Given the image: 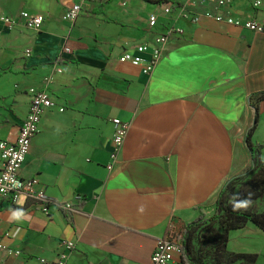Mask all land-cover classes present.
<instances>
[{
  "label": "crops",
  "instance_id": "crops-1",
  "mask_svg": "<svg viewBox=\"0 0 264 264\" xmlns=\"http://www.w3.org/2000/svg\"><path fill=\"white\" fill-rule=\"evenodd\" d=\"M71 1L0 0V11L17 20L10 29L0 23V140H16L32 91L45 89L54 102L19 171L36 179L47 210L0 196V264L54 260L62 240L75 243L67 264H148L170 221L185 228L206 218L225 182L251 167L247 134L264 154L256 136L264 30L205 17L211 5L200 0H85L68 24L61 16ZM253 1L227 0L218 11L264 27V0ZM170 2L199 19L164 14ZM21 11L44 15L38 31L23 25ZM172 23L183 35L168 41L150 75L121 59ZM113 118L129 125L109 169ZM14 210L25 213L20 222L10 219Z\"/></svg>",
  "mask_w": 264,
  "mask_h": 264
},
{
  "label": "built area",
  "instance_id": "built-area-1",
  "mask_svg": "<svg viewBox=\"0 0 264 264\" xmlns=\"http://www.w3.org/2000/svg\"><path fill=\"white\" fill-rule=\"evenodd\" d=\"M84 1L73 0L68 3L62 13L61 19L68 24H73L81 13V7ZM200 1L202 4L206 3L211 5V8L203 10L202 15L205 17H211L217 21H225L235 26H242L254 32H262L264 30V27L255 21H240L220 13L218 10L226 5L227 0ZM259 4V0L253 1L254 6ZM213 10L216 12H213ZM173 11H175L174 16L179 19H186L190 22H196L199 19V14L187 8L186 5H173L170 2L163 9L164 14H171ZM19 17L22 19L25 27L35 31L40 29L44 21V15L41 13L21 11ZM156 19V14H149L147 19L148 26L154 27ZM0 23L10 29L16 25L17 20L0 11ZM183 32L184 30L181 26L174 23L169 24L163 32L156 34L150 43L138 44L135 47V54L124 52L121 59L140 67L143 74L150 75L163 57L168 41L172 38L181 37ZM55 71L61 72L59 68L55 69ZM50 79V76H46L44 82L48 83ZM52 106H54V102L45 89L32 91L29 109L19 127L16 140L14 142L0 140V196H7L13 202L20 197L39 201V207L43 211L47 210V204L49 203L47 196L42 190L36 188L37 181L35 178L24 179L20 177L19 171L25 155L28 153L31 139L38 131L43 110ZM111 122L113 125V134L112 150L107 165L109 169L117 161L129 125L119 118H113ZM62 207L66 210L73 209L70 203H64ZM184 231L185 229L183 227L170 221L167 225L165 235L155 241L148 264H176L181 254V239L184 236ZM61 243L64 251L56 259L46 260L40 258L38 259L39 264H67L69 254L74 249L75 243L70 240H62ZM14 252L15 254H19V251Z\"/></svg>",
  "mask_w": 264,
  "mask_h": 264
},
{
  "label": "rangeland",
  "instance_id": "rangeland-1",
  "mask_svg": "<svg viewBox=\"0 0 264 264\" xmlns=\"http://www.w3.org/2000/svg\"><path fill=\"white\" fill-rule=\"evenodd\" d=\"M256 136L260 143H264V123L260 126V132ZM250 169L251 167L236 175L238 179L226 188L222 195L225 210L214 220L192 228L190 237L193 242V256L197 262L204 260L209 264H236L232 262L236 260L237 254L244 253L252 254V258L239 260L240 264H249L250 260V264H264V230L251 223H247L246 226L244 225L236 230H231V232H228L226 228L230 223L226 209L233 210V203L230 201L234 193H238L241 200L249 198L248 194L251 193L248 206L235 211H251L262 208L261 204L264 199V154L262 156L258 154L257 164L247 174L246 172ZM213 214L214 210L204 219H210ZM225 239L227 243L222 248L220 246Z\"/></svg>",
  "mask_w": 264,
  "mask_h": 264
},
{
  "label": "trees",
  "instance_id": "trees-1",
  "mask_svg": "<svg viewBox=\"0 0 264 264\" xmlns=\"http://www.w3.org/2000/svg\"><path fill=\"white\" fill-rule=\"evenodd\" d=\"M245 144H246L247 150L250 153L251 160H252L251 169L246 172L248 174L257 164L259 150L263 148V145H253L250 141L249 134L246 135ZM237 179H238V176H233L228 181H226L225 184L222 186L217 196V200H216L215 208H214V214L210 217V219H204L200 217L197 221H193L192 223H189L186 225V227L184 228L185 229L184 236L181 239V254L177 261L178 264H195V258L193 256V247H192V239L190 237V232L192 231V228L201 226L202 224H205L209 221L214 220L220 215L221 212L225 210L224 205H223L222 195L224 194L226 188ZM262 202L264 203V199ZM226 212L230 219L229 221L230 223L226 227L228 232L231 230H236L238 228H241L247 223H251L255 225L256 227L264 230V211L257 212L256 210H251V211L243 210V211L237 212L232 209H226ZM226 243L227 241L225 239L224 241H222L220 247L224 248ZM251 258H252V255L238 253L236 260H233L232 263L239 262V260L241 261V260L251 259Z\"/></svg>",
  "mask_w": 264,
  "mask_h": 264
},
{
  "label": "clouds",
  "instance_id": "clouds-1",
  "mask_svg": "<svg viewBox=\"0 0 264 264\" xmlns=\"http://www.w3.org/2000/svg\"><path fill=\"white\" fill-rule=\"evenodd\" d=\"M250 196L251 193L248 194L249 198H245L243 200H241L239 198V194L238 193H234L231 197V201L233 203V210H238L240 208H246L248 206V204L250 203ZM25 215V213L23 212V210H14L12 211V214L10 216L11 220L20 222L23 218V216Z\"/></svg>",
  "mask_w": 264,
  "mask_h": 264
}]
</instances>
